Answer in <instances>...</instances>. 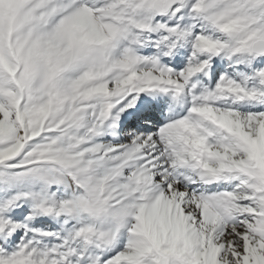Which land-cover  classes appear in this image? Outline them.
Listing matches in <instances>:
<instances>
[{"label":"snow or ice","instance_id":"1","mask_svg":"<svg viewBox=\"0 0 264 264\" xmlns=\"http://www.w3.org/2000/svg\"><path fill=\"white\" fill-rule=\"evenodd\" d=\"M0 264H264V0H0Z\"/></svg>","mask_w":264,"mask_h":264}]
</instances>
